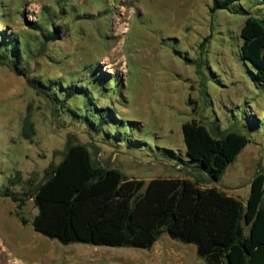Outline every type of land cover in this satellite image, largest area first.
I'll return each instance as SVG.
<instances>
[{
    "label": "rangeland",
    "instance_id": "374dc122",
    "mask_svg": "<svg viewBox=\"0 0 264 264\" xmlns=\"http://www.w3.org/2000/svg\"><path fill=\"white\" fill-rule=\"evenodd\" d=\"M212 6L213 0H0V38L25 68L21 75L0 64V264H205L194 245L167 234L150 250L63 245L33 229L37 209L24 193L28 180L40 182L60 162L75 133L95 159L128 178H189L246 202L251 180L264 169V86L242 58L241 29L247 15L264 20V0H239L215 13ZM55 28L60 39L47 42ZM69 85L80 90L63 105ZM192 120L215 136L236 131L250 140L220 182L193 169L197 163L186 156L182 125ZM17 173L22 185L10 187ZM8 188L25 199L20 208L4 195Z\"/></svg>",
    "mask_w": 264,
    "mask_h": 264
},
{
    "label": "trees",
    "instance_id": "16d2710c",
    "mask_svg": "<svg viewBox=\"0 0 264 264\" xmlns=\"http://www.w3.org/2000/svg\"><path fill=\"white\" fill-rule=\"evenodd\" d=\"M237 1L213 0L211 11L229 10ZM4 37L0 38V64L25 75L20 53L10 52ZM59 37L56 28L44 36L47 42ZM241 39L242 58L254 66L253 77L264 86V20L247 15ZM17 43L14 38V45ZM185 61L189 63L188 58ZM28 83L39 93L46 91L38 80ZM64 89L63 105L77 98L80 90L78 85ZM104 117L99 129L105 126ZM29 121L24 128L27 139L28 127L34 134ZM182 132L186 156L197 163L193 169L214 183L222 180L229 165L250 143L246 135L236 131L215 136L196 120L185 122ZM60 155V162L51 163L40 182H26L28 191L24 194L33 199L37 209L32 226L44 237L63 245L150 250L167 234L194 245L205 264H264V169L251 180L250 195L243 202L218 187H205L189 178L159 177L149 182L128 178L95 159L75 133L68 135ZM9 184L22 185L21 174ZM4 195L19 203V208L25 203L10 188Z\"/></svg>",
    "mask_w": 264,
    "mask_h": 264
},
{
    "label": "bare ground",
    "instance_id": "6f19581e",
    "mask_svg": "<svg viewBox=\"0 0 264 264\" xmlns=\"http://www.w3.org/2000/svg\"><path fill=\"white\" fill-rule=\"evenodd\" d=\"M30 240H32V239H30ZM0 248H2V247H0ZM5 252V251H4Z\"/></svg>",
    "mask_w": 264,
    "mask_h": 264
},
{
    "label": "crops",
    "instance_id": "0c3cea01",
    "mask_svg": "<svg viewBox=\"0 0 264 264\" xmlns=\"http://www.w3.org/2000/svg\"><path fill=\"white\" fill-rule=\"evenodd\" d=\"M59 163V162H58Z\"/></svg>",
    "mask_w": 264,
    "mask_h": 264
}]
</instances>
